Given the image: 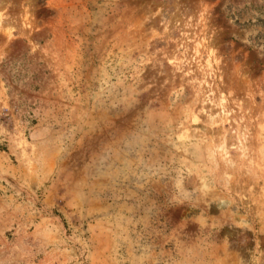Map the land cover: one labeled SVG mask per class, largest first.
Wrapping results in <instances>:
<instances>
[{
    "label": "rangeland",
    "instance_id": "obj_1",
    "mask_svg": "<svg viewBox=\"0 0 264 264\" xmlns=\"http://www.w3.org/2000/svg\"><path fill=\"white\" fill-rule=\"evenodd\" d=\"M0 264H264V0H0Z\"/></svg>",
    "mask_w": 264,
    "mask_h": 264
}]
</instances>
